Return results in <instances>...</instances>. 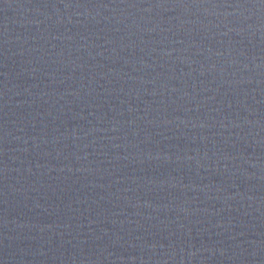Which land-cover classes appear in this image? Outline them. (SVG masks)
Masks as SVG:
<instances>
[{
	"label": "water",
	"instance_id": "water-1",
	"mask_svg": "<svg viewBox=\"0 0 264 264\" xmlns=\"http://www.w3.org/2000/svg\"><path fill=\"white\" fill-rule=\"evenodd\" d=\"M0 264H264V0H0Z\"/></svg>",
	"mask_w": 264,
	"mask_h": 264
}]
</instances>
